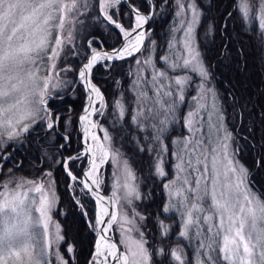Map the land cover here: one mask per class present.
<instances>
[{
  "label": "snow or ice",
  "instance_id": "1",
  "mask_svg": "<svg viewBox=\"0 0 264 264\" xmlns=\"http://www.w3.org/2000/svg\"><path fill=\"white\" fill-rule=\"evenodd\" d=\"M147 3L144 13L132 0H0V177H4L0 179V264H76L75 246L67 242L60 226L56 225L54 235L50 232L58 199L53 166L63 169L74 204L94 234L88 264H188L184 249L173 244L175 227L179 238L197 241L195 264H264V200L252 190L253 174L237 159L241 149L232 147L236 138L225 123L215 90L207 87L210 73L196 43L202 10L197 0H175L180 25L170 30L168 53L156 57V41L146 25L156 15L157 5L154 0ZM122 4L128 8L127 24L119 19L117 6ZM235 9L242 23L264 42V0H237ZM91 10L95 19L116 31L119 45L106 49L104 41L88 39L78 68L66 61L60 68L65 49L79 55L74 51L73 28ZM176 32L183 33L180 39ZM214 33L215 25L210 23L207 34ZM127 59L137 65L131 86L136 109L130 118L145 133L144 142L137 141L138 150L153 154V178L160 179L167 193L153 214L137 211L135 202L145 197L128 161L121 160L112 146L108 130L103 129L102 139L93 131L99 125L91 117L103 115L107 107L101 89L92 82L93 70L97 66L111 70L115 62ZM159 62L163 66L158 67ZM145 68L151 70L150 78L142 75ZM69 72L75 80L63 78ZM76 83L86 97L78 117L86 147L64 155L71 148V119L57 105H64V93ZM190 88L197 92L191 97L193 107L179 116ZM113 103L118 118L129 114L122 96ZM178 120L188 135L172 138L169 130ZM25 142L34 144L40 164L50 165L41 168L39 181L17 178L11 168L4 172V164L12 162ZM169 156L174 158L171 179L165 167ZM85 159L88 167L77 176L69 165ZM108 160L118 165L120 175L113 174L112 195L105 205L98 173ZM255 164L264 167V157ZM21 165L14 163L17 168ZM90 199L98 209L91 218L82 203ZM176 215L178 224L173 220ZM114 229L119 240L110 235Z\"/></svg>",
  "mask_w": 264,
  "mask_h": 264
},
{
  "label": "trees",
  "instance_id": "2",
  "mask_svg": "<svg viewBox=\"0 0 264 264\" xmlns=\"http://www.w3.org/2000/svg\"><path fill=\"white\" fill-rule=\"evenodd\" d=\"M154 2L157 5L156 15L150 20L147 29L151 30V40L156 41L154 54L159 57L164 54L169 41L170 20L175 14L176 6L175 0H168L163 7L160 6L163 0H154ZM236 2L237 0H197L203 13L201 24L197 28V37L205 64L210 70L211 81L218 92L226 122L236 138L234 144L241 149L238 156L253 174L251 176L253 188L258 190L264 199V167L257 168L255 164V161L264 157V147H261L264 144V42H261L258 35L242 23L235 9ZM132 3L142 11L148 12L147 0H132ZM117 8L120 13L119 19L127 24L128 18L124 13H127L128 9L123 4ZM210 23L215 25L214 34H207V27ZM108 32L99 27L95 28L88 33L85 40L97 38L104 41L106 47H114L120 43L115 30L112 29L111 32ZM86 41L84 44L79 40L75 43V46L79 47V52H77L79 55H72L73 49H65L62 53L63 58L58 61L59 67H65L66 61V64L72 68H78L83 62L84 53L87 52ZM146 43L148 42L146 41ZM158 65L163 66V62H159ZM136 66L133 59H127L115 62L111 70H105L99 66L94 68L93 80L100 86L107 104L104 114L96 115V117L100 118V121L110 129L114 144L125 153L138 174L140 188L145 197V199L135 202L138 211L142 214H153L164 202L167 193L162 188L160 179L153 178L151 170L153 154L138 150L137 141L143 143L145 133L138 130L130 118L131 113L135 110V94L131 90V86L136 79ZM63 78L73 81L76 76L69 72L64 74ZM74 86L75 84L64 93L66 97L64 105H57L59 111L64 113L66 118L70 117L71 119L68 128L72 135L71 148L70 152L65 150L64 155H75L81 152L83 147L78 129V115L86 97L79 84L76 88ZM121 96L130 111L121 119L122 123L117 124V121L119 122L118 113L114 110L113 102L120 99ZM68 108H71L70 113L67 111ZM184 113L183 105L178 115L183 116ZM173 128L169 130L172 138L187 131L179 120ZM61 131L63 132L64 129L61 128ZM18 147L20 150L15 152L12 162L4 164L5 173H7V169L11 168L18 175L39 177L41 168L47 170L50 166L40 164L36 160L37 149L34 144L29 145L25 142L24 145ZM45 147L47 146L45 145ZM170 147L173 146L170 145ZM16 161L22 162L18 168L14 167ZM86 161H74L69 166L74 174L80 176ZM173 161V157L169 156L165 165L166 170L169 171V178L172 177L174 171L172 169ZM109 168L108 163L103 170L105 178L109 174ZM53 176L59 196L57 207L53 212L54 216L62 224L63 235L67 242L75 246L76 264H88L90 253L93 251L94 234L89 231L80 209L74 204L71 190L67 187L69 180L63 169L53 166ZM82 203L85 204L90 218L96 210L94 199L82 200ZM173 220L178 224L179 216H173ZM151 227L152 225L149 224V228ZM178 231L179 227H175L173 244L179 243L184 249L188 264H195V242L179 238L176 236ZM64 247L66 245L61 246L62 252H64Z\"/></svg>",
  "mask_w": 264,
  "mask_h": 264
},
{
  "label": "rangeland",
  "instance_id": "3",
  "mask_svg": "<svg viewBox=\"0 0 264 264\" xmlns=\"http://www.w3.org/2000/svg\"><path fill=\"white\" fill-rule=\"evenodd\" d=\"M95 2V0H92V3H94ZM199 6V5H198ZM177 10V9H176ZM176 10H175V12H176ZM95 16H96V12L94 11V10H91L89 13H86V14H84V15H81L80 17H79V19H80V23H76L75 25H74V28H73V32H74V36H75V43H77V40H79L80 42H83V44H84V42L86 41L85 40V37L88 35V33H90V31L91 30H93V29H95V28H100V29H102V30H105V31H109V32H111V28H109L107 25H105L104 24V22L102 21V20H97V19H95ZM171 21V23H170V27H169V30H171L172 28H174V27H179V25H180V20H179V18H176L175 17V14H174V16H173V18H172V20H170ZM108 32V33H109ZM182 35H183V33L182 32H176L175 33V36L177 37V39H180L181 37H182ZM87 38V37H86ZM172 38V33H171V31H170V36H169V40ZM85 40V41H84ZM196 43H197V45H198V50L200 51V53H201V57H202V60H203V63H204V65L207 67V65L205 64V61H204V58H203V56H202V52H201V49H200V46H199V42H198V37H197V30H196ZM95 46V45H94ZM73 51V50H72ZM74 51H76V52H79V47L78 46H75V48H74ZM168 53V48L166 47V49H165V52H164V54H162V55H165V54H167ZM161 55V56H162ZM141 59H143V56H142V58ZM158 67H160L159 65H157ZM207 70H208V67H207ZM150 69L149 68H145L144 69V71L142 72V75H144L146 78H150ZM210 70H208V72H209ZM136 73H137V66H136ZM210 73V72H209ZM43 74V73H42ZM195 82L198 84L200 81H199V78L197 77V79H195ZM207 87H209V88H213L214 90H215V92H216V95H217V98H218V105H219V107H220V109H221V111H222V113H223V116H224V119H225V123H226V125H227V127H228V129L230 130V128H229V126H228V123L226 122V118H225V114H224V110H223V107H222V104H221V101H220V98H219V95H218V92H217V90H216V88H215V86L213 85V83H212V81H211V75H210V78H209V80H208V83H207ZM192 90V91H191ZM150 95H151V93H149ZM197 94V92L195 91V90H193V89H188L187 90V92H186V100H187V102L184 104V107H185V113L184 114H186L189 110H191V108L193 107V102L191 101V97L192 96H195ZM209 105H210V98H209ZM183 106V105H182ZM182 106H181V108H182ZM135 109H136V104H135ZM135 111V110H134ZM118 113V112H117ZM201 115H205V113L204 112H202L201 113ZM96 115H94L92 118H93V120H95V121H97L98 122V125H99V127H97V132H98V135L101 137V139L103 138V129H107L108 130V133H109V135L112 137V146L115 148V149H117V150H119V152L121 153V157H120V159L121 160H127L128 161V164H129V166L131 167V169H132V171L134 172V174H135V177H136V183L139 185V187H140V183H139V178H138V174L136 173V171H135V169H134V167L132 166V163L130 162V160H129V158L125 155V153L120 149V147H118L117 145H115L114 144V142H113V134H112V132L110 131V129L109 128H107V126L105 125V124H103L101 121H100V118H98V117H96ZM119 119V122L117 121V124H121L122 122V120L120 119V118H118ZM121 122V123H120ZM233 132V131H232ZM188 135V132L186 131V133H183L182 135H177V136H174L173 138H175V137H181V136H187ZM89 141H90V138L88 139ZM92 142V141H91ZM232 147L233 148H235L236 146H235V144H234V142H233V145H232ZM172 150H175V147L173 146L172 147ZM174 159V158H173ZM237 159L240 161V163H242L243 165H244V163L241 161V159L239 158V156H238V154H237ZM86 160V159H85ZM106 163L108 164L109 163V166H110V168H109V174H108V176L105 178L104 176V173H103V169L105 170V166H106ZM173 163H174V161H173ZM114 173H117V175H120V171H119V168H118V165L117 164H114V163H112L111 162V160H108V161H106L105 162V164H103V165H101V167H100V170H99V176L101 177V179H102V181H103V183L101 184V186H100V188L103 190L104 189V191L107 193V194H111L112 195V190H113V182H114V176H113V174ZM14 175L17 177V178H23V179H25V180H35V181H39V180H41V178H42V176H39V177H29V176H25V175H18V174H15L14 173ZM4 178V177H3ZM2 177H0V179H3ZM172 178V177H171ZM171 178H169V179H171ZM53 179H54V184H53V187H54V190H55V193H56V196H57V204H58V201H59V196H58V192H57V188H56V182H55V178H54V176H53ZM106 188H105V187ZM254 192H256V194L258 195V196H260V198L262 199V200H264L263 199V197L261 196V194L258 192V190H256L255 188H253L252 189ZM140 191H141V188H140ZM141 193H142V191H141ZM32 195H38V194H35V193H33ZM108 201V200H107ZM57 204H56V207H57ZM55 207V208H56ZM55 208L52 210V212H51V223H50V225H49V227H50V232L54 235V233H55V231H56V225L58 224L59 226H60V230H61V234L63 235V228H62V224L56 219V217L54 216V210H55ZM96 210H98V209H96ZM137 211H138V209H137ZM38 215V214H37ZM92 216H90V218H91ZM110 234L111 235H113L114 237H115V239L117 238V240H119V232L118 231H116L115 229L112 231V232H110ZM193 241L195 242V244H197V241L195 240V239H193ZM60 252L61 253H63L62 252V249H61V247H60ZM196 256H197V252H196Z\"/></svg>",
  "mask_w": 264,
  "mask_h": 264
},
{
  "label": "water",
  "instance_id": "4",
  "mask_svg": "<svg viewBox=\"0 0 264 264\" xmlns=\"http://www.w3.org/2000/svg\"><path fill=\"white\" fill-rule=\"evenodd\" d=\"M143 12V11H142ZM145 13V12H144ZM118 45H116V47H117ZM106 48V47H105ZM106 49H108V48H106ZM92 82L94 83V84H96L94 81H93V79H92ZM97 85V84H96ZM97 87H99V86H97ZM100 88V87H99ZM83 114V111H82V113H81V115ZM80 132H81V136H82V129L80 128ZM82 139H83V136H82ZM84 147H86V145H84ZM88 167V165L86 166V168ZM85 168V169H86ZM99 191V193H100V195L101 196H103V197H111V194H105L104 192H103V190L102 189H99L98 190ZM104 202H105V204L107 205V201H106V199L104 200ZM114 238V237H113ZM115 239V238H114Z\"/></svg>",
  "mask_w": 264,
  "mask_h": 264
},
{
  "label": "bare ground",
  "instance_id": "5",
  "mask_svg": "<svg viewBox=\"0 0 264 264\" xmlns=\"http://www.w3.org/2000/svg\"><path fill=\"white\" fill-rule=\"evenodd\" d=\"M92 119V118H91ZM93 131H95L97 134H98V132H97V129H94ZM100 189V188H99ZM105 204V203H104ZM106 205V204H105Z\"/></svg>",
  "mask_w": 264,
  "mask_h": 264
}]
</instances>
